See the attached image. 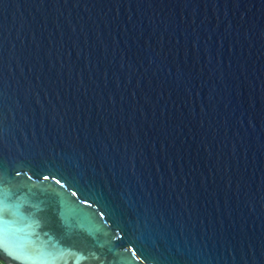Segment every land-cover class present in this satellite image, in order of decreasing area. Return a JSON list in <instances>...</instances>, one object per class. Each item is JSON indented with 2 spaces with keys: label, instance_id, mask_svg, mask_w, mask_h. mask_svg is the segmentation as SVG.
<instances>
[{
  "label": "water",
  "instance_id": "1",
  "mask_svg": "<svg viewBox=\"0 0 264 264\" xmlns=\"http://www.w3.org/2000/svg\"><path fill=\"white\" fill-rule=\"evenodd\" d=\"M0 260L264 264V0H0Z\"/></svg>",
  "mask_w": 264,
  "mask_h": 264
},
{
  "label": "trees",
  "instance_id": "2",
  "mask_svg": "<svg viewBox=\"0 0 264 264\" xmlns=\"http://www.w3.org/2000/svg\"><path fill=\"white\" fill-rule=\"evenodd\" d=\"M0 264H5L2 260H0Z\"/></svg>",
  "mask_w": 264,
  "mask_h": 264
}]
</instances>
